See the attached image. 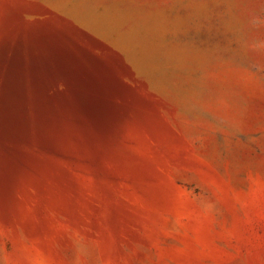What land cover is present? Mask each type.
Returning <instances> with one entry per match:
<instances>
[{
	"label": "rangeland",
	"instance_id": "obj_1",
	"mask_svg": "<svg viewBox=\"0 0 264 264\" xmlns=\"http://www.w3.org/2000/svg\"><path fill=\"white\" fill-rule=\"evenodd\" d=\"M0 264H264V0H0Z\"/></svg>",
	"mask_w": 264,
	"mask_h": 264
}]
</instances>
